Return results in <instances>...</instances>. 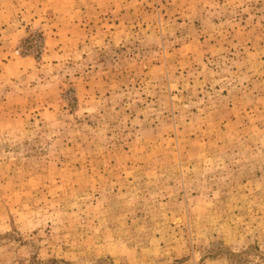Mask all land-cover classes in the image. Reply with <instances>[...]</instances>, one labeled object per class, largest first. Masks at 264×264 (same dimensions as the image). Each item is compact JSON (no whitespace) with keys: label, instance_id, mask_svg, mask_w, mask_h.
<instances>
[{"label":"rangeland","instance_id":"374dc122","mask_svg":"<svg viewBox=\"0 0 264 264\" xmlns=\"http://www.w3.org/2000/svg\"><path fill=\"white\" fill-rule=\"evenodd\" d=\"M0 264H264V0H0Z\"/></svg>","mask_w":264,"mask_h":264}]
</instances>
